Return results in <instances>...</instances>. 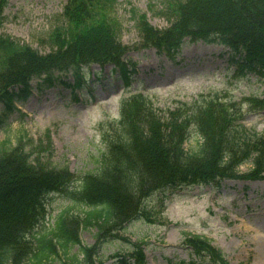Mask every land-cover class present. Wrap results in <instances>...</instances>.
Instances as JSON below:
<instances>
[{"label": "trees", "instance_id": "1", "mask_svg": "<svg viewBox=\"0 0 264 264\" xmlns=\"http://www.w3.org/2000/svg\"><path fill=\"white\" fill-rule=\"evenodd\" d=\"M114 4L67 0L46 36L52 46L48 53L0 34V117L13 109L14 100L25 98L34 79L38 88L68 86L72 97L85 80L84 68L93 63H114L126 80L123 58L131 47L119 40ZM5 5L0 0V25ZM130 12L140 37L134 48L154 47L175 61L186 37L218 42L227 48L225 59L233 75L264 77V0L170 3L168 13L175 19L164 29L133 8ZM248 99L252 106L264 107V97ZM244 113L241 103L230 97L202 96L158 113L143 96H131L122 102L120 119L106 130L97 171L77 178L65 168L31 161L21 146L0 148V264H101L99 244L82 245L80 227H94L99 243L146 215L147 200L157 191L217 184L223 178H264V129L246 127ZM192 138L195 145L187 149L184 143ZM244 162L252 163L245 172L238 168ZM55 193L84 204L83 215L59 214L48 227L37 225L42 199ZM190 242L196 253L226 264L207 240ZM130 256L133 261L121 257L114 264H145L141 249Z\"/></svg>", "mask_w": 264, "mask_h": 264}, {"label": "rangeland", "instance_id": "2", "mask_svg": "<svg viewBox=\"0 0 264 264\" xmlns=\"http://www.w3.org/2000/svg\"><path fill=\"white\" fill-rule=\"evenodd\" d=\"M167 1L117 0L121 41L127 45L138 41L129 13L131 7L145 12L154 26L165 27L168 20L161 11ZM65 2L7 0L0 31L40 52H48L51 46L46 36L49 37L54 16L61 13ZM223 50L216 43L186 41L180 50L181 61L175 63L152 48L132 50L126 59L135 63L129 69L135 68L136 72L131 73L127 86L119 70L109 72L112 65L105 66L94 80L92 71L99 69L94 65L87 70V84H93L94 95L87 103L71 100L68 88L33 91L23 102L14 103L20 113L14 111L2 118L0 143L6 141V146H13L21 141L34 157L48 164L68 166L79 175L97 166L95 159L102 148L101 122L117 116L120 100L136 88L151 97L159 109L215 92L224 97L255 93L264 96V77L256 81L252 77L232 76L231 66L227 67L225 59L218 56ZM243 121L262 130L264 110L248 111ZM249 167L248 163L240 169L246 171ZM43 204L40 222L47 224L57 214H81L83 209L62 194L47 196ZM147 205L149 216L127 223L122 231L130 242L141 245L147 264H215L206 256H197L185 244L186 237L193 235L203 236L218 247L227 264H264V179H224L216 186L183 185L154 194ZM95 233L93 227L82 229L81 242L93 244ZM101 246L103 264H113L133 248L128 241L116 238L102 241Z\"/></svg>", "mask_w": 264, "mask_h": 264}]
</instances>
